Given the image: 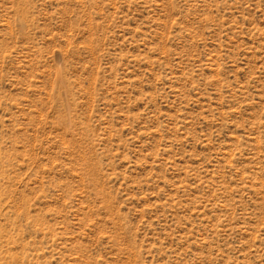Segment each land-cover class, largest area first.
Here are the masks:
<instances>
[{
    "label": "rangeland",
    "instance_id": "obj_1",
    "mask_svg": "<svg viewBox=\"0 0 264 264\" xmlns=\"http://www.w3.org/2000/svg\"><path fill=\"white\" fill-rule=\"evenodd\" d=\"M0 264H264V0H0Z\"/></svg>",
    "mask_w": 264,
    "mask_h": 264
}]
</instances>
